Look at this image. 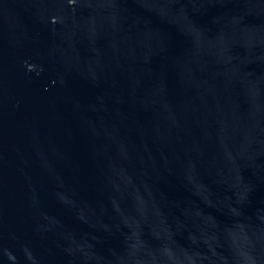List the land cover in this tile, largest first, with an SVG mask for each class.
Returning a JSON list of instances; mask_svg holds the SVG:
<instances>
[{
    "label": "water",
    "instance_id": "water-1",
    "mask_svg": "<svg viewBox=\"0 0 264 264\" xmlns=\"http://www.w3.org/2000/svg\"><path fill=\"white\" fill-rule=\"evenodd\" d=\"M0 264H264V0H0Z\"/></svg>",
    "mask_w": 264,
    "mask_h": 264
}]
</instances>
